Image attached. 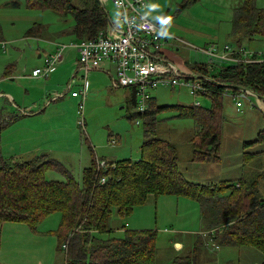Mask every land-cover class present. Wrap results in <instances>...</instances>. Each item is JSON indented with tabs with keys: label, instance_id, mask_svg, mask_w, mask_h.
<instances>
[{
	"label": "rangeland",
	"instance_id": "374dc122",
	"mask_svg": "<svg viewBox=\"0 0 264 264\" xmlns=\"http://www.w3.org/2000/svg\"><path fill=\"white\" fill-rule=\"evenodd\" d=\"M24 1L0 0V23L9 37H17L21 31L27 29V24L33 22L42 24L55 33L65 29L67 35L57 38L54 35L53 42L65 43L72 39L68 37L74 21L71 15L64 16L54 11L29 10ZM158 1L151 0L143 10V14L154 23H158L160 27H165L170 36L169 41L181 47L180 54L185 55L186 60L190 61L188 63L204 61L206 57L191 46L196 50L203 48L200 43H203L207 37H210L207 42L210 44L205 47L212 45L220 47L221 50L225 45L237 47V41L240 40L244 30L241 29L233 36L229 22L231 10L240 5V0H199L183 9L181 8L183 0H172L167 4V14H156V11L151 13L154 7L162 11L163 8L157 6ZM15 3L18 6H15ZM101 3L105 11L115 17L116 9L110 1L101 0ZM76 5V0H72L71 6L76 8ZM257 5L264 8V0H258ZM44 44L51 45V43ZM241 47L251 54L264 53V41L244 42ZM32 50L33 48L25 50L26 57L28 56L27 59L30 61L36 60ZM79 76L75 82L71 79L72 88L70 83L67 84L69 79L62 77L57 90L63 95L57 100H52L50 97L46 105L44 104L45 108L44 106L42 108L44 115L41 117L37 136L29 141L30 148H33L31 146L33 144L42 145L51 153H57L56 159L49 156L42 157V161L48 163L47 165H58L80 182L82 171L93 159L91 157L93 148L98 146L103 149V151L97 150L98 157L96 156L95 161L102 160L104 155L108 156L109 153L116 151L122 152L120 159L129 157L132 161H138L141 159V154L138 152L144 129L153 127L157 139L175 148L180 177L186 182L199 186L217 185V187L229 184L231 187L228 189L233 191L240 190L243 185L249 187L252 185L257 188L258 194L264 197V176H260L261 173L264 174V143L248 145L264 133V100L258 98L259 101L254 96H250L248 101L242 100V112H237L235 101L224 96L222 98L224 118L216 131L219 137L217 152L219 159L214 162H192L194 148L191 139L196 122L192 118H178V111L173 107H188L198 101L203 109L210 108L207 98H194L184 88L158 87L151 92V96L155 100L156 107L161 109L156 112L154 122L148 119L144 127L142 119L136 115L137 109L132 102L114 104L110 101L109 83L108 89L100 84L96 93H90L92 90L87 92L80 114L78 105L81 99L71 97L72 92L80 91ZM40 80L44 79L40 78ZM257 103L263 104V107L258 106ZM135 121H138V125ZM8 125H4L5 130ZM26 128H32V125L28 124ZM112 138L118 141L114 140L115 142L110 145L109 140L112 142ZM42 153L44 152H40L39 156ZM249 154L252 159L249 158ZM53 169L46 171V179L62 182L64 174L59 169ZM228 189L221 188V191L228 194ZM236 192L243 194V191ZM236 217V214H231L229 220L223 221L221 218L218 222L208 216L202 217L200 221V207L196 201L182 196H150L143 206L135 208L124 217H119L115 210H112L106 225L108 230H112L109 234L111 238H122L124 230H133L132 222H136L142 230L154 231L155 264H169L173 257L184 255L185 249L181 250V243L185 245L187 240L190 242L195 238H198L197 247L209 252V255L206 252L198 255L199 249L193 250L196 258L198 255L197 264H262L264 255L262 249L260 250L263 252L254 246L243 248L221 246L215 249L213 244L219 245L218 241L212 240L208 232H203L202 235L198 232L200 229H208L209 224L221 225ZM60 222V213H54L43 219L34 229H30L25 224H0V264H66L64 251L67 245L64 244L62 248L59 245Z\"/></svg>",
	"mask_w": 264,
	"mask_h": 264
},
{
	"label": "trees",
	"instance_id": "16d2710c",
	"mask_svg": "<svg viewBox=\"0 0 264 264\" xmlns=\"http://www.w3.org/2000/svg\"><path fill=\"white\" fill-rule=\"evenodd\" d=\"M71 1L25 0V5L27 9L71 15L74 21L69 33L79 41L92 39L109 28L101 0H76V8L71 6ZM198 1L183 0L181 8ZM257 2L242 0L241 5L234 9L231 20L233 36L244 30L237 41V48H243L241 44L244 42L264 41V8H260ZM15 6L18 5L15 3ZM40 28L41 25L33 26L27 36L38 35ZM210 66L212 69L206 64H196L191 68L198 78L204 76L202 83L208 91L203 96L209 100L210 108L193 105L173 107L178 111V118H192L196 122L191 139L195 162L219 159L216 131L224 118L222 98L225 93L236 94L234 87H243L257 99L264 100V62L212 63ZM160 109L150 106L144 115H136L146 127L148 119L154 122V116ZM15 119L10 117L8 121ZM8 121L2 123L0 130L9 124ZM143 134L140 160L106 162L107 169L100 171L97 170V161L92 160L82 171L80 182L58 165H47L41 157L20 161L3 158L0 154V224H25L34 229L46 217L60 213L58 237L61 248L67 245L66 251L63 250L66 264H155L154 231L124 230L122 238H111L112 230L107 228V219L112 210L121 217L129 215L134 208L143 206L150 196H182L198 203L201 220L210 216L211 220L219 222L221 218L229 220L231 214L237 215L232 221L221 225L209 224L204 230L212 240L218 241L219 245L213 244V247L254 246L264 251V197L258 194L255 186L243 185L240 190L233 191L228 189L231 187L229 184L217 187L188 183L180 177L175 148L157 139L153 127L145 128ZM260 143H264V133L248 145ZM248 156L253 158L250 154ZM53 168L64 174L62 182L46 179V171ZM102 178L106 179L104 184L100 183ZM221 188L228 189V194H224ZM236 191H243V194ZM195 256L191 252L176 257L169 264H197Z\"/></svg>",
	"mask_w": 264,
	"mask_h": 264
},
{
	"label": "crops",
	"instance_id": "0c3cea01",
	"mask_svg": "<svg viewBox=\"0 0 264 264\" xmlns=\"http://www.w3.org/2000/svg\"><path fill=\"white\" fill-rule=\"evenodd\" d=\"M109 1L113 6L111 0ZM155 1L157 0H153V2ZM170 2H172V0H159L157 2V6L162 7L163 8L162 11H158L157 7H154L151 13H153L154 11H156V14L168 12L167 4H169ZM241 3L242 0H240V5ZM9 6L11 7V5ZM235 8L236 7H233V9L231 10L232 15L229 22L231 26V31H232L231 20ZM29 10H34V9H29ZM106 14L109 19L108 25L110 28V24H114L116 22L117 10L114 11L115 17H113L111 13L106 12ZM35 25H41L38 35L27 36L28 30ZM27 26H28L27 29L24 32L21 31L17 37H9L1 27V23H0V119L2 118L3 120L1 121V123H3L4 121H8L10 117H16L14 121L12 122L8 121L9 127L7 128V130H5L6 129L5 127L2 128L0 131V154L3 158H14L20 161H25V160L29 161L37 157H41L42 159L43 156H49L52 159H56L57 153L56 154L51 153L49 149H47L42 145L33 144L31 145L33 148H30L29 141L32 140L33 137L37 136L38 129L40 128L39 123L42 121L41 117L44 115L42 108L43 106L45 108L48 99L51 97L52 100H57L59 96L63 95L58 93L57 90L58 88L57 85L59 82H61L62 77L64 76V79L65 78L69 79L67 83L69 84L71 79L72 82H75L77 76L80 75L78 78L79 81L78 86H80L81 88V86L83 85L85 75H84V71L79 66L78 51L74 48H68L67 50H65L66 52L64 51L62 63L58 66L57 70H55L48 78H43L44 79L43 81L40 80V78L38 79L33 78L31 76V72L35 68L41 67L43 65L42 59H44L45 56L54 53L58 44L79 42V40H77L76 37H74V35H71L68 32V37L72 38L68 42L65 43L53 42L52 37L56 35L57 38L59 36L65 35V29H62L61 31H57L55 33L53 31L48 30L46 26L39 23L32 22L29 25L27 24ZM209 38L210 37H207V39H205L203 43H200L203 46V48H206L205 46L210 44L207 43ZM44 43H51V45L47 46ZM165 47H167V49H163V53L161 54V56L165 60L170 62L176 68L178 74H180L184 78L196 77V75L193 73L191 69L192 66L196 64L198 65L204 64L206 62V58H204V61L202 62L196 61L192 64L188 63L190 61L186 60L185 55L180 54L181 47L176 45V43L174 42L169 41L165 45ZM32 48H33L32 52H34V54L36 55V60L34 61L28 60L27 59L28 56L26 57L25 54L26 49H32ZM1 50L3 53H1ZM23 60L24 63H22ZM115 76H116V67L111 63H104L101 65L100 68L88 71V73H86L87 92L88 91L90 92V90H92L90 93H96L98 91L100 84H102L103 86H105V88L108 89V83H109V98L112 103L115 104L117 102L119 103L132 102V105L135 106V98L132 90L119 88L115 86ZM89 81H90V85H89ZM72 82L70 83L71 88L73 87ZM50 88L52 89L53 92L51 91ZM71 97L72 99H78L73 96ZM226 97H229L233 100V98L230 96H226ZM244 101H248V99ZM18 103L21 105H19ZM257 104L258 106L263 107V104L261 105L259 103ZM150 106L151 108L156 107L154 98H152L150 102ZM28 124L32 125V128L27 129L26 125ZM114 140L118 141V139L112 138V142H110L109 140V144L114 143L115 142ZM143 143H144V134L139 147L138 153L140 154L142 151L141 148ZM98 149L103 151V149L98 146L93 148L92 150L93 154L91 156L93 158L92 159L93 161H95V159L98 157V155L96 154ZM40 152H44V153H42L41 156H39ZM121 155H123L122 152H118V151L111 152L108 155L109 158L108 156L104 155L103 159L109 160V163H111L117 160H123L120 159ZM117 156H119V158ZM103 159L96 161L106 162ZM125 159L131 160L129 157ZM191 161L193 162L192 159ZM162 196H167V195H162ZM118 216L121 217L120 215ZM200 221H202L201 214H200ZM132 226H133L132 227L133 230L135 228H139V230H142V228L136 225V222H132ZM201 226L203 227V225ZM198 232L199 234L202 235L203 232L206 231L200 229ZM197 239L198 238H195L193 241L190 242L187 240L185 245L181 243L180 245L182 248L181 250L183 251L185 249L184 255L193 252V250L195 249H199L196 245L198 241ZM201 252L202 253L206 252V254L209 255V252L203 248L197 251L198 255ZM184 255H180V256H184ZM198 255H197V262H199ZM178 256L179 255L173 257L172 260Z\"/></svg>",
	"mask_w": 264,
	"mask_h": 264
},
{
	"label": "built area",
	"instance_id": "2783aa9c",
	"mask_svg": "<svg viewBox=\"0 0 264 264\" xmlns=\"http://www.w3.org/2000/svg\"><path fill=\"white\" fill-rule=\"evenodd\" d=\"M149 1L111 0L117 10V19L114 24H110V28L100 32L92 39L68 45L58 44L54 53L45 56L43 65L35 68L31 72V76L33 78H48L62 63L64 51L67 48H75L78 51L79 66L85 75L79 93H72L75 98L81 97L78 105L80 114H82L86 98V73L100 68L104 63L115 65V86L132 90L135 107L140 115H144L150 110L151 92L158 87L185 88L194 98L204 97L203 94L208 91L202 83L204 76L184 78L178 74L170 62L161 56L170 36L165 28L160 27L143 14ZM192 49L207 58L204 64L210 69H212L210 66L212 63L264 62V53L251 54L248 50L233 48L229 45H225L222 50L220 47L212 45L197 50L193 47ZM254 55L260 58H254L256 57ZM235 91L236 94L225 93V96L232 97L237 111L241 112L242 100H246L250 96L253 97V94L242 88ZM193 106L200 107L201 104L195 101ZM103 169H107V163L97 161V170ZM105 180L102 178L100 183L104 184ZM214 247L218 249V246Z\"/></svg>",
	"mask_w": 264,
	"mask_h": 264
},
{
	"label": "water",
	"instance_id": "95a60500",
	"mask_svg": "<svg viewBox=\"0 0 264 264\" xmlns=\"http://www.w3.org/2000/svg\"><path fill=\"white\" fill-rule=\"evenodd\" d=\"M234 89L235 90H237V89H241V88H238V87H234ZM243 89V88H242ZM244 90V89H243ZM254 95V94H253ZM256 97V96H255ZM257 98V97H256ZM263 200V199H262Z\"/></svg>",
	"mask_w": 264,
	"mask_h": 264
}]
</instances>
